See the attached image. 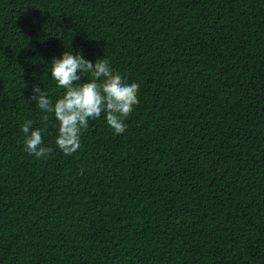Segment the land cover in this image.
I'll list each match as a JSON object with an SVG mask.
<instances>
[{
  "label": "trees",
  "instance_id": "trees-1",
  "mask_svg": "<svg viewBox=\"0 0 264 264\" xmlns=\"http://www.w3.org/2000/svg\"><path fill=\"white\" fill-rule=\"evenodd\" d=\"M65 51L139 85L71 156L30 99ZM0 264H264V0H0Z\"/></svg>",
  "mask_w": 264,
  "mask_h": 264
},
{
  "label": "clouds",
  "instance_id": "clouds-1",
  "mask_svg": "<svg viewBox=\"0 0 264 264\" xmlns=\"http://www.w3.org/2000/svg\"><path fill=\"white\" fill-rule=\"evenodd\" d=\"M50 71L56 87L64 90L63 94L53 102L47 92L34 85L30 99L41 110L45 125L48 114H53L58 121L55 145L65 156L80 149L81 136L89 121L102 114L115 134L126 131L125 120L139 104V85L129 83L114 71L109 60L97 59L93 63L80 52L65 51L61 58H53ZM86 74L91 75V80L78 83ZM33 123L27 120L21 125L24 151L37 159H46L54 149L44 145L46 127L33 128Z\"/></svg>",
  "mask_w": 264,
  "mask_h": 264
}]
</instances>
